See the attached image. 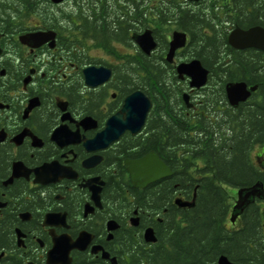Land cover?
<instances>
[{"label":"flooded vegetation","instance_id":"1","mask_svg":"<svg viewBox=\"0 0 264 264\" xmlns=\"http://www.w3.org/2000/svg\"><path fill=\"white\" fill-rule=\"evenodd\" d=\"M255 1L249 6L241 0H0V264H158L163 219L193 207L197 186L190 183L207 174L179 173L182 157L191 165L201 160L192 157L190 146L178 145L169 136L167 117L176 118L182 109L177 106L175 115H163L158 87L153 94L134 89L151 102L144 123L134 134L125 129L110 139L108 133L114 137L120 129L113 117L134 90L115 76V69L126 65L123 59L111 63L94 54L161 56L183 85L185 116L198 126V117L205 115L204 93L216 84L210 82V69L188 56L195 52L193 39L199 34L224 38L220 54L229 47L240 55H259L264 66V48H234L228 43L237 28H259L263 37L264 0H248ZM102 2L109 9L108 21L116 22L119 31L125 29V37H96L97 6ZM146 31L155 43L149 54L132 38ZM174 32L185 35V44L168 60ZM31 33H42L46 40H20ZM194 58L207 70L200 87L190 86V77H179L176 70L179 63ZM88 66L109 68L110 77L88 86L83 76ZM227 82L217 105L222 112L259 101L264 93V82L244 81L256 89L233 106L226 97ZM183 93L188 94L189 107ZM125 118L121 113V120ZM110 120L113 128L103 135ZM170 150L175 151L173 159L165 154ZM146 155L154 164L163 163L168 173L153 180L142 176V183L135 185L125 161ZM257 157L252 161L264 168V152ZM178 179L185 185L180 187ZM254 202L264 211V199ZM237 219L226 227H237ZM147 229L154 241L145 239Z\"/></svg>","mask_w":264,"mask_h":264},{"label":"trees","instance_id":"2","mask_svg":"<svg viewBox=\"0 0 264 264\" xmlns=\"http://www.w3.org/2000/svg\"><path fill=\"white\" fill-rule=\"evenodd\" d=\"M256 2L241 0L243 5L249 6L256 5ZM108 13L105 3H99L96 37L102 41L109 36L125 37V29L117 30L116 22L108 21ZM91 24L92 21L87 22L88 29ZM123 40L128 42L129 38ZM224 42V38L199 34L197 39H193L195 52L188 54L210 69V82L216 84L204 93L202 110L205 115L198 117V126L185 116L183 110L187 108L181 100L183 85L167 63L161 62V56L121 55V62L126 65L115 69V76L123 79L129 91L140 88L147 94H153V89L158 87L163 115H175L173 110L177 106L182 109V114L176 118L167 117L169 136L173 141L177 140L178 145L190 146L192 157L200 158L201 163L193 161L191 165L184 156L181 158L183 164L177 168L183 174H207L190 183V186H197L193 207L177 214L172 212L163 219L162 259L158 264H217L220 255L238 264H264V211L260 203H251L243 210L237 219V227H226L232 198L228 188L249 186L256 181L264 185V168L259 169L249 155L254 145L264 146V93L261 92V99L252 104L228 108L223 112L217 107L225 96V82H264L263 59L259 55L237 54L228 46L227 53L220 54ZM82 60L93 62L91 58ZM262 83L260 88H263ZM174 152L170 150L165 154L173 159ZM177 182L180 187L185 185L181 179ZM166 194L168 191L163 193V202Z\"/></svg>","mask_w":264,"mask_h":264},{"label":"water","instance_id":"3","mask_svg":"<svg viewBox=\"0 0 264 264\" xmlns=\"http://www.w3.org/2000/svg\"><path fill=\"white\" fill-rule=\"evenodd\" d=\"M60 1V0H53ZM259 28H251L249 30H241L239 28L234 29L228 36V43L234 48H243L247 46H253L263 49L264 44V32H261L263 37H260L257 31H260ZM43 34L31 33L23 35L20 37V40L23 43L28 44L30 40H37L39 42L45 41L46 37L42 38ZM133 41L142 49L143 52L149 54L150 51L155 47L152 36L149 31L137 36H133ZM185 44V35L183 33L174 32L172 38L169 42V51L167 53V59L170 60L174 51L177 48L184 46ZM177 73L179 77L182 74L190 77V86L200 87L206 83L207 79V70L201 65L200 61L197 59H192L187 62H181L176 66ZM111 70L105 67H95L88 66L83 70V76L85 83L88 86L94 87L104 82L110 77ZM256 89V85L250 87L244 81H228L225 84V93L228 99L229 104L235 106L239 102L245 101L251 92ZM183 101L187 107L190 106L188 102V94L183 93ZM151 107V102L148 97L140 90H134L125 97L124 105L122 107L121 113H125V120H121V113L113 117V120H116L118 125L116 127L120 128L119 131L114 132V137L110 136V139L116 138L119 133L123 130H128L132 134L138 132L142 127L145 117ZM115 121V122H116ZM110 120L109 125L104 130L103 135L107 134V130L110 132L113 128ZM116 125V123H114ZM126 167L129 170L131 179L133 183L141 184L140 177L148 176L152 180L159 175H165L168 173V168L161 163L160 161H154L150 159L149 155H146L143 158L134 160V161H125ZM160 169L161 172L155 173V170ZM235 200L232 205L229 221L234 223L235 220L243 210L252 203L255 198L264 199V185L261 181H256L252 185L239 187L235 191ZM180 206H192L193 202H178ZM145 239L147 241H154V236L151 229L145 231ZM60 247L57 246L56 249ZM51 262V261H50ZM217 264H238L234 261L229 260L225 255H220L217 258Z\"/></svg>","mask_w":264,"mask_h":264},{"label":"rangeland","instance_id":"4","mask_svg":"<svg viewBox=\"0 0 264 264\" xmlns=\"http://www.w3.org/2000/svg\"><path fill=\"white\" fill-rule=\"evenodd\" d=\"M128 51V50H127ZM127 51H125V50H122V51H120V52H122V53H126ZM94 56H98V57H101V58H103L104 60H106L107 62H111V63H114V62H116L117 60H119L120 61V59L122 58V56L121 55H114L113 57H108V56H106V55H97V54H94ZM118 56H119V58H118ZM122 60V59H121ZM261 152H264V146H262V145H255V146H253L252 147V149H251V151H250V156H251V158H252V160H254L255 162L257 161V154H260ZM263 154V153H262ZM259 158H262V157H259ZM263 159V158H262ZM228 191L230 192V194H231V196H232V198H231V204H232V202H233V198L235 197V189H232V188H228ZM226 225H228V226H230L231 224H230V222H229V220H227L226 221Z\"/></svg>","mask_w":264,"mask_h":264}]
</instances>
